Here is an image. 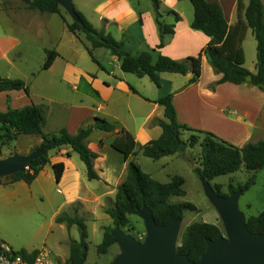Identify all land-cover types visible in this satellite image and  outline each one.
<instances>
[{"label":"crops","instance_id":"obj_1","mask_svg":"<svg viewBox=\"0 0 264 264\" xmlns=\"http://www.w3.org/2000/svg\"><path fill=\"white\" fill-rule=\"evenodd\" d=\"M208 1L220 4L230 27L244 19V10H239L240 0ZM159 2L161 20L175 24L174 33L165 35L162 47H158L160 30L153 0H74L76 9L94 27L110 32L132 56L150 51L153 62L159 55L177 60L197 56L210 37L192 27L194 7L190 0ZM248 2L243 0L244 6ZM26 12H31L29 17L25 16L26 22L32 30L33 25L36 27L42 39L44 58L31 78L23 76L30 84L31 94L22 89L1 91L0 111H7L9 107L21 108L32 101L45 104L48 107L45 133H54L64 127L74 134L94 117L105 118L116 125L114 132L94 129L87 138L88 147L98 154L94 169L99 179H89L79 154L65 145L50 151L49 162L32 183L20 180L0 184V221L9 211L19 217L37 218L38 226L32 230L41 237V243L51 249L58 264L65 263L70 255L61 248L70 249L71 240H78L72 234L75 224L68 227L65 222H57L59 214L76 213L85 221L106 220L108 224L101 223L103 234L104 226L113 223L104 209L115 202L117 188L127 176V161L112 142L121 128L130 131L138 145L158 138L163 131L159 120H166L164 106L157 102L158 99L172 94L180 123L213 132L235 145L264 140V91L250 81L219 83L222 73L215 71L205 55H202L201 76L196 82L189 83L193 76L191 71L186 74L161 72L160 86H157L147 75L139 77L122 70L120 58L109 48H92L97 60L94 61L87 49L92 44L86 34L71 32L58 13L33 9ZM24 13L7 16L16 23ZM175 13L180 16L178 20ZM19 42L11 33H0V77H13L3 71L12 70L14 64L8 56ZM254 46L257 41L252 29L248 28L243 41L244 65L252 73L256 71L257 61ZM46 50L58 54L52 65L44 70ZM2 61L6 65L4 68ZM8 97L9 106L4 102ZM22 136H26L27 141L19 144ZM15 142L13 152L27 154L40 145L42 137L21 134ZM141 154L138 151L134 158L142 168ZM59 162L64 163V172L58 181L53 165ZM147 173L157 179L152 172ZM174 174L178 173H171L170 178ZM51 236H54L53 243L49 240ZM40 247L42 244L25 249L32 251Z\"/></svg>","mask_w":264,"mask_h":264},{"label":"trees","instance_id":"obj_2","mask_svg":"<svg viewBox=\"0 0 264 264\" xmlns=\"http://www.w3.org/2000/svg\"><path fill=\"white\" fill-rule=\"evenodd\" d=\"M25 1L29 9L58 13L71 32H84L92 44V47L87 49L94 61L97 60L93 55L92 48H109L120 58L122 70L134 73L139 77L147 75L157 86H160L161 72L186 74L191 71L193 76L189 83L196 82L201 76L202 55H205L215 71L222 73L219 83L240 84L246 82V77L251 75L250 82L264 91L263 0H249L247 6H244L243 0H240L239 10L240 12L244 10V19H240L232 27L229 26L218 2L190 0L194 7L192 27L203 31L210 37V41L197 56H188L183 60H177L167 55H159L156 62L152 61L150 51L143 52L139 56H132L125 50L121 41L117 40L110 32L107 33L94 27L78 9L76 11L81 21L72 20L69 22L62 13L63 7L55 0ZM153 3L160 30L158 47H162L165 35L174 33L175 24L164 23L161 20L159 0H153ZM175 14L178 20L180 16ZM248 28L252 29L257 41V61L254 73L244 65L243 41ZM46 53L43 69L49 68L58 54L51 50H46ZM21 89L30 95V86L25 80L0 77V92ZM157 102L164 106L166 118V120H159L163 131L158 138L138 145L134 135L127 129L121 128L116 132L117 135L112 142V145L124 154L127 161V176L117 188L114 204L104 209L112 218L113 223L104 226L103 240L97 245L99 254L107 253L109 247L114 244L111 229L116 225L122 228L128 226L130 215L139 214L144 206H149L152 209L154 218L160 225L168 224L177 218H183L186 211L197 209L196 205L190 201H171L172 196L186 195L185 178L182 175L174 174L167 182L153 178L143 171L135 160L134 157L138 151L152 159H160L163 156L184 153L189 148L193 149L198 145L200 147V166L197 168V173L210 182L220 175L237 171L242 165L251 171H256L264 166V140L248 142L243 146L235 145L213 132L180 123L172 101V94L158 99ZM47 112L48 107L45 104L35 103L21 108L9 107L7 111H0V147L12 144L21 134H39L42 137L40 145L33 148V150L41 148V152L33 159L28 168L2 177L6 179L3 184H11L20 180L32 183L44 165L49 162L50 151L65 145L71 146L79 154L86 165L89 179H99V174L94 169V161L98 154L88 147L87 138L94 129L114 132L116 125L105 118L94 117L92 121L80 126L74 134L64 127L54 133H45ZM185 134L186 136H183ZM53 167L56 179L59 181L64 172V163H55ZM254 184L255 176L253 175L243 184L237 186L229 184V194L223 193L219 184L213 186L218 193L228 196L238 189L245 192ZM56 220L65 222L68 227L73 224L78 225L80 239L71 240L70 255L64 264H79L82 254L86 250L88 251L89 232L85 218L76 213L74 215L62 213L57 216ZM247 225L254 233H264V211L247 217ZM223 235V229L215 223L194 221L182 231L177 250L188 255L190 259L198 261L206 250L207 238L218 239ZM0 242L4 246H8L12 253L21 254L30 261L35 259L39 251V249L28 251L25 248L15 250L2 239Z\"/></svg>","mask_w":264,"mask_h":264},{"label":"rangeland","instance_id":"obj_3","mask_svg":"<svg viewBox=\"0 0 264 264\" xmlns=\"http://www.w3.org/2000/svg\"><path fill=\"white\" fill-rule=\"evenodd\" d=\"M27 10L30 9L27 8V2L25 0H0V33H11L14 36H17L20 40L19 44L10 52L8 56L12 65L14 64L12 66V70L9 71L6 69L3 72L13 75V77L10 78L20 77L26 82H28V80L24 79L23 76L31 78L33 75L32 72L39 69L44 58V53L41 47L42 39L38 36L36 27L33 25L32 30L29 27V23L25 20L31 13H24ZM20 13H24L21 14L24 16H22L20 21L12 23L8 16H14ZM62 13L67 21L71 22L73 20L64 8H62ZM17 17L20 16H16V18ZM255 43L256 42H254V45ZM255 49L256 46H254V52ZM2 65L3 68L6 66L3 61ZM27 84L30 86L29 83ZM34 88L35 90L38 88L36 84L34 85ZM0 101H2V97H0ZM4 102H7L9 106V97L7 99L5 98ZM32 103L35 102L32 101L29 104ZM183 136H186V134ZM26 141V136H22L19 140V144H23ZM15 146L16 142H13L10 145H1V159L12 155L11 153H13ZM140 160L142 168L146 172H152L160 181H168L170 179V174H173V172H177L185 177L186 181L184 188L186 190V195L172 196L171 201H190L196 205L197 209L185 212L180 227L179 242L181 240L182 231L194 221L215 223L223 229L224 235L226 234L219 212L205 195L201 177L197 173V168L200 166V147L198 145L193 149L189 148L184 153L168 155L159 160L152 159L141 154ZM253 175L255 176V184L252 185L250 189L242 193L239 199V206L241 210L245 212L246 216L257 215L258 213L264 211V166L256 171H251L248 170L245 165H242L235 172L216 177L211 181V184H219L220 190L225 194H229V184H233L234 186L243 184L250 176ZM0 178V184H3L6 179L2 177ZM27 216L28 215H22V217H19L17 213H14L13 211H9L8 213L2 215L0 221V234L3 237L0 239L5 241L7 245L11 246L15 250L23 247L31 248V246L36 244L39 246L42 244V247L40 248L46 247V245L41 243V237H39V235L34 233L32 230L35 226H38L37 218L31 216V219H29ZM108 218L111 219L109 216ZM101 223L108 224L106 220L101 219L98 221L90 219L86 220L89 237L85 264H110L114 256L120 252V248L116 243L111 245L108 252L105 254H99L97 252V245L103 240V228L101 227ZM74 229L75 231H73L72 234L79 240L80 232L78 225L75 224ZM123 229L134 235L139 240H143L146 236L145 223L139 214H131L129 225L123 227ZM49 240L53 243L55 241L54 236H51ZM56 248V250H59V247ZM61 249L63 251H67L68 253L70 252V249H66L65 247H62Z\"/></svg>","mask_w":264,"mask_h":264},{"label":"water","instance_id":"obj_4","mask_svg":"<svg viewBox=\"0 0 264 264\" xmlns=\"http://www.w3.org/2000/svg\"><path fill=\"white\" fill-rule=\"evenodd\" d=\"M70 15L80 22L74 0H55ZM247 81L252 76L246 77ZM41 148L27 154L14 153L0 159V177L12 175L28 168ZM205 195L217 209L223 221L226 234L218 239L207 238L206 250L198 261H194L177 250L180 227L183 218L160 225L156 222L152 209L144 206L139 215L145 223L146 236L143 240L126 232L121 226L111 229L112 240L118 244L120 252L110 264H264V233H254L247 225V216L239 206L242 190L225 196L217 192L205 177H201ZM3 244L0 242V250ZM87 250L79 264H85Z\"/></svg>","mask_w":264,"mask_h":264},{"label":"built area","instance_id":"obj_5","mask_svg":"<svg viewBox=\"0 0 264 264\" xmlns=\"http://www.w3.org/2000/svg\"><path fill=\"white\" fill-rule=\"evenodd\" d=\"M0 264H57L52 251L48 247L40 248L35 259L30 261L21 254L12 253L8 246L0 250Z\"/></svg>","mask_w":264,"mask_h":264}]
</instances>
